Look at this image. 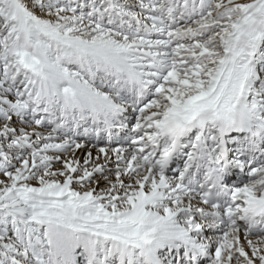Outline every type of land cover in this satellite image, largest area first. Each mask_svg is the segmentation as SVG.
Here are the masks:
<instances>
[{
    "label": "snow or ice",
    "instance_id": "obj_1",
    "mask_svg": "<svg viewBox=\"0 0 264 264\" xmlns=\"http://www.w3.org/2000/svg\"><path fill=\"white\" fill-rule=\"evenodd\" d=\"M0 264H264V0H0Z\"/></svg>",
    "mask_w": 264,
    "mask_h": 264
}]
</instances>
